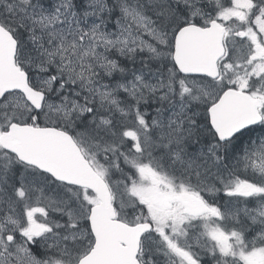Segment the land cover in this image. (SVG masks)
I'll use <instances>...</instances> for the list:
<instances>
[{"label": "snow or ice", "instance_id": "6c2138e0", "mask_svg": "<svg viewBox=\"0 0 264 264\" xmlns=\"http://www.w3.org/2000/svg\"><path fill=\"white\" fill-rule=\"evenodd\" d=\"M0 264H264V0H0Z\"/></svg>", "mask_w": 264, "mask_h": 264}]
</instances>
